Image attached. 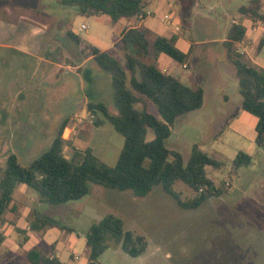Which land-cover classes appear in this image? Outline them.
I'll use <instances>...</instances> for the list:
<instances>
[{
  "label": "rangeland",
  "instance_id": "rangeland-1",
  "mask_svg": "<svg viewBox=\"0 0 264 264\" xmlns=\"http://www.w3.org/2000/svg\"><path fill=\"white\" fill-rule=\"evenodd\" d=\"M8 2L39 7L46 12L52 11L48 7L50 4L62 10L71 11L74 8L60 7L55 0ZM158 2L159 0H152L148 9L153 11ZM161 2L166 8L168 3H174L172 13L180 16L183 26L180 24L179 28L180 31L183 29L184 38L193 43H201L195 45L188 55L197 68V72L194 71L193 79L196 83L193 86L203 88L208 74H211V80H218L220 68L225 63L231 67L225 60L224 49L218 40L226 34L232 21L242 23L245 18L249 22L239 12V8L251 5L252 0ZM260 4V10L264 12V0H260ZM69 16L71 14H65V17ZM156 17L160 18L158 15ZM92 22L90 19L85 21L87 30L81 32L78 39L85 40L87 33L108 35L105 29L118 27L110 23L106 28L96 29ZM101 22L110 21L103 17ZM46 37L56 40L55 46L69 51L71 57L80 54L75 42L66 36L63 28H53ZM258 42L256 40L253 43L251 55L254 57L257 56ZM117 54L121 56V53ZM10 60L5 52H0V179L10 153L16 154L20 165L28 166L49 148L61 121L70 115L74 131H66L64 139L70 141L75 148H90L96 157L107 165L114 166L122 149L123 139L108 123L95 127V117L87 116L82 109L83 98L98 92L108 112L117 115L110 74L98 68L101 75L90 81L82 75L83 72L87 74L92 70V65H88L76 81L71 80L72 89L68 95L64 93L62 99L44 82H38L34 90H24L17 96L19 87L26 85L20 84L16 79L19 74L17 68L10 65ZM148 61H153V58L149 57ZM258 62L264 64V46L258 54ZM176 66L180 68L179 65ZM34 67L33 64L23 66L22 77L28 78ZM161 69L163 72L167 71ZM223 86L213 83V88L207 95L210 103L176 120L166 146L180 153L185 162L194 144L209 156L224 162L222 169L208 167L206 171L217 187L225 184L223 186L229 189L227 194L209 199L196 209L183 210L163 191L161 185L153 187L145 197H135L130 190L106 189L89 183L87 195L80 200L50 206L39 203L32 189L19 185L13 193L12 201L17 206L16 203L10 205L12 215L7 212L3 219L8 223L9 217H14L11 220L15 223L18 221L23 231L19 228L14 230L15 226L7 223L6 229L3 224L0 225V234L4 235L0 248L5 246L6 260H13L8 263L29 264L26 252H23V247L28 246L26 235L36 233L40 238L39 231L51 230L56 234L55 244L42 249L44 255L53 253L61 264H87L86 233L91 225L103 217L114 215L121 219L124 231L143 236L147 247L141 256L131 258L119 246H111L98 258V264H264V149L258 148L254 143L255 117L237 109L235 101L240 97L236 81L224 79ZM219 94L229 96L230 102L224 105L218 98ZM13 102L16 103L17 112L21 113V123L14 122L12 118L2 122L1 113ZM235 117L248 119L239 133L228 128L229 122ZM21 128L25 141L15 133ZM5 130L8 133H4ZM152 137V132H149L148 139ZM238 152L249 155L252 164L234 170L232 161ZM63 153L65 157L71 158V145H66ZM173 189L182 200L192 199L195 195L181 182H176ZM51 212L56 214L49 215ZM35 216L47 219L51 226L32 230L30 222ZM18 217L23 218L22 221ZM11 222L9 224H15ZM72 255L78 256V259H73ZM1 261L0 264H4L2 258Z\"/></svg>",
  "mask_w": 264,
  "mask_h": 264
},
{
  "label": "trees",
  "instance_id": "trees-1",
  "mask_svg": "<svg viewBox=\"0 0 264 264\" xmlns=\"http://www.w3.org/2000/svg\"><path fill=\"white\" fill-rule=\"evenodd\" d=\"M60 6H74L82 17H108L116 22L120 19H137L146 16V8L152 0H55ZM260 0L241 6L239 12L251 22L264 24V12ZM243 24H231L223 48L226 59L235 71L242 111L255 117L254 143L264 149V70L258 68L238 52L236 44L245 38ZM82 57H90L101 71L109 73L117 115H111L103 103L88 102L85 112L95 117V127L110 124L123 139V146L114 166H109L96 157L90 148L78 149L64 139L63 133L72 118L63 120L49 148L28 166L20 165L15 154L10 153L0 179V225L3 216L10 210L13 193L17 186L32 189L39 203L61 206L78 201L88 193L89 183L106 189L130 190L135 197H145L153 187L161 185L183 210H193L209 199L227 194L229 189L217 187L208 177V167L222 169L225 164L194 144L185 162L180 153L166 146L172 127L181 116L199 110L204 101L203 89L189 87L179 79L164 73L151 57L167 58L184 65L188 53L181 51L175 38L151 37L142 28H130L122 32L116 44L121 56L91 47L71 32ZM264 46V37L258 43L259 52ZM153 137L148 139V133ZM71 145V158L65 157L63 149ZM252 164L249 155L238 152L232 161L237 170ZM181 182L195 195L182 200L173 185ZM230 186V185H229ZM32 230L51 226L47 219L35 216L30 222ZM2 236L0 234V242ZM87 264H98V258L111 246H119L131 258L141 256L147 247L143 236L124 231L120 218L107 215L90 226L85 235ZM29 264H61L57 258H48L44 252L31 249L25 254Z\"/></svg>",
  "mask_w": 264,
  "mask_h": 264
},
{
  "label": "crops",
  "instance_id": "crops-1",
  "mask_svg": "<svg viewBox=\"0 0 264 264\" xmlns=\"http://www.w3.org/2000/svg\"><path fill=\"white\" fill-rule=\"evenodd\" d=\"M56 5L58 4L56 3ZM48 7L52 9L51 11L52 13L46 12L40 9L39 7L28 6L18 2L11 3L8 2V0H0V52L2 51L5 52V55H8L11 58L10 65L15 66L19 74L16 79L19 81L20 84L22 83V85L23 84L26 85L25 87H21V86L19 87L20 89L17 96H19L24 90H29V89L34 90L37 87L38 82H44L52 92L57 93L55 94L57 95V97H60V99H62V97H64V93H67L68 95V92L71 91L70 89H72L71 80L76 81L75 79L77 77H80V75L88 65H92L91 66L92 70H90L87 74H85L84 72L82 74L88 80L92 81L93 79L101 75L98 66L90 57L85 58L82 57L81 54H79V55H75V57L73 58L71 57L69 51H67L66 49L57 48L55 46L57 45L56 40L53 39L51 40L50 38L46 37L55 27L63 28V30L66 33V36L69 37L68 36L69 32H71L75 36H78L81 32H77V30L81 27H84L85 30L83 32H86L87 27L85 26V21H87V19L93 21L92 24L96 29H102L104 27L106 28V26H108L110 23H114L115 25H118V27L114 29L111 28L105 29L108 35H104L102 33L97 35L87 33L85 40H81V41L91 47L97 48L100 51L108 52L116 56H119V54H117L119 52L116 49V44L120 40L121 34L124 30L130 28H142L151 37L154 36H161L166 38L174 37L176 39L175 40L176 46L184 53H188V55L191 54L193 47L195 45L201 44V43H193L190 40H186L182 34L183 29L178 33H174L171 26L166 25L164 23L165 16L170 15L173 18V22L175 24L178 25L181 24L180 16L172 13L174 3H168L166 8L162 4L161 0H159V2L155 5L153 11H150L147 6L145 12L146 16L143 17L142 19L139 18L120 19L114 22L107 17L108 21H110L108 23L101 22L103 16L89 17V18L79 16L77 14V9L74 6H60V7H74L71 11L62 10V8L55 7L52 4L48 5ZM66 13L68 15L71 14L72 17L71 16L65 17ZM156 15L160 16V18L157 19ZM233 23L239 24L236 21H232V24ZM240 24H243L246 27V34L243 41L241 43L236 44L238 52L245 55L246 59L249 60L252 65L264 70V64L258 62V54L260 53L261 50L259 52L258 51L256 52L257 53L256 57H254V55H251L254 46L253 43L256 40L260 41V39L264 37V24L260 22H251L250 20L248 22L245 18H243L242 23L240 22ZM230 26L231 25L228 26V29ZM226 34L223 35L218 40V42L221 43L222 47H223V42H225L226 40ZM224 55H225L224 56L225 60L227 61L225 51H224ZM151 62L156 63L161 71H162L161 68L166 69L167 71L164 73H167L179 79L186 86L195 87L193 85L196 83V80H194L193 78L195 75L194 71L196 70L197 72V68L193 63L194 62L193 60H190L188 58L187 62L184 65H180L177 62L167 58L166 56L160 55L158 56L157 60L153 59V61ZM25 64L26 65L33 64L35 66L32 74H30L28 78L22 77L23 66H26ZM176 65H179L180 68H178ZM184 71L187 72L185 73ZM221 74L223 76H221ZM210 75L211 74L207 75V81L203 83L204 85L202 89L204 93V101L202 107H204L206 103L208 104L210 103V101L207 98V95L210 93V89L213 88V83H219L220 86L222 87H224L223 86L224 79H229L230 81L235 80L237 83L234 69L232 67L229 68L226 63L225 66L221 67L220 71L218 72L219 75L218 80H211L212 78ZM21 88L23 89L21 90ZM218 98L219 100L223 101L224 105H227L230 102V98L226 94H219ZM88 102L103 103L102 98L100 97V95H98V92H94L93 94L86 95L83 98V103H82L83 104L82 109L84 113H85V106ZM235 102L238 107L237 109L243 113L244 111H242L240 108L241 98H239ZM17 111L18 110L16 109V103L13 102L12 105L9 106V108L4 109V112L1 113V115L3 116L2 122L5 119L9 120V118H12L14 122L21 123L22 121L21 113ZM69 117H66L65 119ZM247 120L248 119L245 117H243V119H239L238 117H235V119L229 122L230 125L228 128H230L235 133H239L242 131L243 127L245 126V122ZM256 122L257 120L254 122V125H256ZM71 123L70 126L64 130L63 137L66 131H70V132L74 131L73 125H71ZM4 133H8L7 130H5ZM15 133H17L20 136V138L23 139V141H25L22 128L16 130ZM23 144L24 142L22 143V145ZM15 203L16 202L11 203V205ZM15 205L17 206V203ZM8 213L12 215L11 208L8 211ZM52 214H56V213L51 212L49 215ZM13 218L9 217L10 219L9 222L12 221L11 223H15L13 220H11ZM22 219L19 218V220L21 221ZM9 222L7 223L6 221H4L2 223L4 225V229H6L5 226L7 223L9 226L14 225L15 226L14 230L16 228L17 229L19 228L21 231H23V227L18 225V221L15 224H9ZM1 228H3V226ZM39 232L41 233L40 238L39 236H37L38 234L36 233L30 234V236L26 235L28 246L23 247V252L27 253L29 250L35 248L43 252L42 249H44L47 246H53L55 244L56 234H54L53 231L46 230ZM2 237H3L2 239H4L3 234ZM2 242L3 240H1L0 245L2 244ZM1 248H0V261L2 258L4 260V264H9L8 262H12L13 260L12 259L9 261L6 260L7 248L5 246L3 247V249ZM46 256L50 259L57 258L53 255V253L52 255L50 254ZM72 258L77 260L78 256L72 255ZM16 259L17 258L15 257L14 260ZM13 264L16 263L14 262Z\"/></svg>",
  "mask_w": 264,
  "mask_h": 264
},
{
  "label": "built area",
  "instance_id": "built-area-1",
  "mask_svg": "<svg viewBox=\"0 0 264 264\" xmlns=\"http://www.w3.org/2000/svg\"><path fill=\"white\" fill-rule=\"evenodd\" d=\"M142 18H143V17H139V19H142ZM164 23H165L166 25L171 26V28L173 29V32H174V33H178V32L180 31L179 25H178V24H175V23L173 22V18H172L170 15L165 16V18H164ZM84 30H85V28H84V27H81V28H79V29L77 30V32H83Z\"/></svg>",
  "mask_w": 264,
  "mask_h": 264
}]
</instances>
